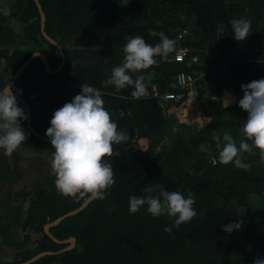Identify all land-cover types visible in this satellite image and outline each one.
I'll return each instance as SVG.
<instances>
[{"label": "trees", "instance_id": "trees-1", "mask_svg": "<svg viewBox=\"0 0 264 264\" xmlns=\"http://www.w3.org/2000/svg\"><path fill=\"white\" fill-rule=\"evenodd\" d=\"M40 1L46 30L62 44L66 60L61 70L51 72L37 55L14 82L13 89L21 90L30 103L33 126L46 135L54 112L80 94L85 83L101 91L118 131L129 138L113 145V157L105 158L115 173L105 198L91 200L50 227L60 239L74 235V247L28 264H253L257 257L264 259V162L259 151L242 154V162L251 165L247 171L219 162L224 132L239 147L248 115L237 101L227 107L223 92L237 93L242 84L264 78V0ZM233 18L251 20L252 34L244 41L234 38ZM183 27L189 32L178 39ZM152 32L175 40V48L188 47V54L183 60H176L173 52L166 60L156 57L158 66L134 74V79L151 77L146 79L147 95L135 99L132 87L118 90L108 81L113 67L124 61L128 38L141 36L155 46L160 37ZM37 50L46 52L53 68L62 63L60 51L41 31L35 0H16L8 13L0 7V63L6 61L7 67L6 74L0 69L1 89ZM179 70L196 75L201 115L208 117L200 125L179 121L168 109L172 101L163 97L177 89L171 82ZM21 124L53 156L51 142L32 133L26 120ZM217 135L219 149L213 139ZM139 137L148 138L146 148L137 146ZM201 144L209 151H201ZM33 167L38 178L24 182L25 170L0 160V264L66 246L68 242L54 240L44 225L87 198L62 195L52 169L39 162ZM147 185L154 187L153 195L178 191L187 198L192 192L196 217L168 234L164 228L174 218H154L147 205L131 214L129 197L147 195ZM234 222L241 223L240 230L225 232Z\"/></svg>", "mask_w": 264, "mask_h": 264}, {"label": "clouds", "instance_id": "clouds-1", "mask_svg": "<svg viewBox=\"0 0 264 264\" xmlns=\"http://www.w3.org/2000/svg\"><path fill=\"white\" fill-rule=\"evenodd\" d=\"M230 24L237 41H244L252 34L251 20L233 18ZM151 35L159 36L160 43L153 46L146 43L141 36L128 38L124 46V61L113 67L108 81L118 90L132 87L134 90L131 95L135 99L147 95L146 79L150 80L151 77L136 75L134 79L133 75L142 73L151 66H158L156 57L166 60L175 49V40L163 33L152 32ZM241 88L244 95L239 100V107L248 114L242 126L245 139L237 147L233 136L227 131L224 132L225 143L219 154V162L225 165L233 163L238 169L247 171L251 165L242 162L243 153L255 155L254 149H257L260 160L264 162V78L242 84ZM234 100L228 94L223 101L228 107ZM26 119L27 114L18 106L17 96L9 83L0 90V149L3 150L4 157L13 156L29 138L30 134H26L21 127V122ZM208 122L211 123V120ZM50 125L46 136L50 138L55 150L51 169L56 176V189L62 195L74 199L87 197L103 200L115 184L112 164L105 158L113 157V145H119L129 137L124 131H118L117 124L104 107L101 91L84 83L80 94L54 112ZM213 139L219 149L220 136H214ZM247 141H251V144ZM200 150L208 152L209 147L201 144ZM143 191L147 195L129 197L130 213L136 214L147 205L148 213L154 218L165 214L170 219L174 218L172 226L164 228L168 234L172 233L173 228L178 229L197 215L193 208L196 201L192 192H189L187 198L178 191H160L153 195L155 189L151 185L145 186ZM240 228L241 223L234 222L225 226L224 231L231 234ZM253 264H264V259L257 257Z\"/></svg>", "mask_w": 264, "mask_h": 264}, {"label": "rangeland", "instance_id": "rangeland-1", "mask_svg": "<svg viewBox=\"0 0 264 264\" xmlns=\"http://www.w3.org/2000/svg\"><path fill=\"white\" fill-rule=\"evenodd\" d=\"M16 0H0V7H2L3 10H5V12H9L12 10V5H15ZM208 57H210V55H208ZM6 64V61H2L0 63V69H4V74H6L7 72V67H4ZM9 74V73H8ZM7 74V75H8ZM7 75H5L7 77ZM13 76V75H12ZM5 77V79H6ZM0 90L1 86H0ZM232 92H234L235 94H239L241 96L244 95L243 90L239 91V92H235L232 90ZM229 93L231 97H233V93ZM228 95V94H226ZM223 98L225 99V95L223 96ZM243 98V97H242ZM189 99V98H188ZM19 106V105H18ZM36 112L39 111L40 109V105L36 104ZM173 106V104H170V108ZM169 109V108H168ZM172 110V112L174 113H179L180 117L179 121H183V122H187V123H192V124H201V119L199 118H195L191 121L187 120L188 118L185 117L186 114V103L182 104V105H177L175 104V107L172 109H170V111ZM243 111H239L238 114H242ZM237 114V115H238ZM178 115V114H177ZM186 118V119H183ZM194 118V117H192ZM22 123V122H21ZM21 127L25 130V127L23 124H21ZM26 134L27 131L25 130ZM137 146L141 149H144L147 147L148 145V138L146 137H139L137 139ZM164 144H168L170 142V138H166L165 141H163ZM158 149H160V146L158 147ZM52 149L46 145H42L39 143V141H37L35 138H33L31 135H29V138L25 141L24 144H22L17 150L16 153H13V156H8V157H4L3 156V150L0 149V160L1 162H3V164H5L6 166H16L22 170H25V174H24V182H31L32 180H36L38 178L35 169L33 167L34 161L41 163L42 165L48 167L51 169V161H52ZM35 166V165H34ZM8 255V254H7Z\"/></svg>", "mask_w": 264, "mask_h": 264}, {"label": "water", "instance_id": "water-1", "mask_svg": "<svg viewBox=\"0 0 264 264\" xmlns=\"http://www.w3.org/2000/svg\"><path fill=\"white\" fill-rule=\"evenodd\" d=\"M36 2V5L39 9V12H40V16H41V31L43 33V35L52 43L54 44L58 50L60 51L61 53V56H62V63L56 67V68H53L49 62V59H48V56L46 54V52L44 51H34L33 53L34 54H38L39 53V56L42 58L44 64H45V67L47 68L48 71H51V72H58L59 70H61L64 66V63H65V60H66V54H65V51H64V47L62 46V44L53 36H51L48 31L46 30V13L43 9V6H42V3L40 0H35ZM31 54L28 58H26L22 64L17 68V70L15 71V73L13 74L11 80H10V84L13 86L14 82L17 80V78L20 76V74L25 70V68L29 65V63L32 61V59L34 57H36L37 55H34V54ZM7 83L5 85V87L9 84ZM13 93L14 95L17 96V99L20 100L24 105H25V112L27 114V119H26V125L27 127L29 128V130L34 133L35 135L45 139V140H48L50 141V138H48L46 135H44L41 131H39L37 128H35L31 122V119H32V111H31V106H30V103L27 101V99L23 96V94L15 91L13 89ZM91 200L93 199H89V198H86L78 207L70 210V211H67L65 213H63L62 215L56 217L55 219H53L52 221L50 222H47L45 225H44V230L56 241L58 242H68V244L64 247H62L61 249L59 250H56V251H53V250H42L38 253H36L35 255H33L32 257L26 259V260H22V261H18V262H12V263H6V264H28V263H31L33 261H35L36 259L40 258L41 256L45 255V254H48V253H53V252H60V251H63V250H66V249H70L72 247H74V245L76 244V237L74 235H71L67 238H64V239H60L58 238L55 234H53L50 230V227L52 225H55V224H58L62 219H64L67 215H71V214H74V213H77L79 210H81L82 208H84Z\"/></svg>", "mask_w": 264, "mask_h": 264}, {"label": "built area", "instance_id": "built-area-1", "mask_svg": "<svg viewBox=\"0 0 264 264\" xmlns=\"http://www.w3.org/2000/svg\"><path fill=\"white\" fill-rule=\"evenodd\" d=\"M189 32L187 27H183L177 33V38L181 39ZM173 56L176 60H183L188 54V47L178 46L173 51ZM194 60H197L198 57L193 56ZM196 75L195 73L188 70H179L176 73L175 79L171 82L172 86H176V90H167L163 93V97L167 100H171L177 105H182L186 103L191 94L196 96L197 99V90L195 87Z\"/></svg>", "mask_w": 264, "mask_h": 264}, {"label": "crops", "instance_id": "crops-1", "mask_svg": "<svg viewBox=\"0 0 264 264\" xmlns=\"http://www.w3.org/2000/svg\"><path fill=\"white\" fill-rule=\"evenodd\" d=\"M231 92H232L231 89L230 90H225L223 92V96L225 95V97H227L226 94H229ZM232 93H233V97L235 98L234 102H236V101L239 102V100L242 99V97H243V96H241L239 94H235L234 92H232ZM171 104H173L172 107L174 108L175 107V103L171 102ZM172 107L171 108L169 107V110L172 109ZM186 109H187L186 110L187 112L185 114V117H187V118L189 117L187 120L191 121V120H193L195 118H199L200 117L199 119L202 120L201 124L203 122H205L206 120H208L207 116H202L201 115L200 104H199L198 100L196 99V96L193 95V94H191L189 99L186 101ZM177 114L180 117V114L179 113H177ZM192 117H194V118H192ZM183 119H186V118H183Z\"/></svg>", "mask_w": 264, "mask_h": 264}, {"label": "flooded vegetation", "instance_id": "flooded-vegetation-1", "mask_svg": "<svg viewBox=\"0 0 264 264\" xmlns=\"http://www.w3.org/2000/svg\"><path fill=\"white\" fill-rule=\"evenodd\" d=\"M34 162H36V161H34Z\"/></svg>", "mask_w": 264, "mask_h": 264}]
</instances>
